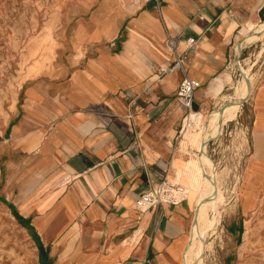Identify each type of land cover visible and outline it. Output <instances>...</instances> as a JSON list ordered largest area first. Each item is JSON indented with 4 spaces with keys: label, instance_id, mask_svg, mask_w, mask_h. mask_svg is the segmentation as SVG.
<instances>
[{
    "label": "crops",
    "instance_id": "1",
    "mask_svg": "<svg viewBox=\"0 0 264 264\" xmlns=\"http://www.w3.org/2000/svg\"><path fill=\"white\" fill-rule=\"evenodd\" d=\"M141 2L92 0L69 9L53 69L19 87L4 130L3 193L41 243L43 264H181L197 200L136 207L163 179L184 186L179 172L191 157L192 144L182 143L187 109L176 98L183 74L159 73L174 62L169 34L183 32L177 50L187 75L201 83L192 112L207 115L231 99L224 96L232 94L239 56L261 72L250 112L243 115L242 104L206 146L226 161L217 152L234 132L230 125L250 123L254 160L264 168V31L245 40L250 23L264 22V0ZM251 194L246 189L243 197Z\"/></svg>",
    "mask_w": 264,
    "mask_h": 264
},
{
    "label": "rangeland",
    "instance_id": "2",
    "mask_svg": "<svg viewBox=\"0 0 264 264\" xmlns=\"http://www.w3.org/2000/svg\"><path fill=\"white\" fill-rule=\"evenodd\" d=\"M90 1L0 0V264L44 263L43 247H40L29 229L19 222L9 203L5 202L1 154L5 141L4 130L10 112L16 109L19 87L27 79L30 65L42 63L37 74L53 69L58 45L56 43L54 49L50 50L51 40L47 34L57 39L58 34L65 30L68 10L75 8L79 11V5ZM81 14L77 12L72 15L79 17ZM234 67H237L234 68L236 75L231 84L232 89L228 91L232 94L225 95L226 98L234 94L242 79L237 62ZM260 73L254 70L256 80ZM247 101L244 102L243 115L250 112L251 104ZM233 124L230 125L234 128L233 134L226 136L224 144L218 149L221 152H217V158L219 156L227 160L216 161L211 156L218 168L223 170L221 180L224 201L218 205L219 220L216 226L206 236L210 245L206 249L203 264H264V195L256 200L258 191L264 192V168L256 166L257 161L254 160V157L259 156V151L257 148L253 153L255 147L251 124H241L238 130ZM249 155L245 166L244 160ZM237 157L239 159L234 160ZM178 181L184 184L187 197L197 200L200 192L189 189L181 176ZM246 189L253 191L251 199L243 197ZM241 202L245 211L242 210ZM208 213L213 216L215 211L209 209ZM240 226L243 227L242 232Z\"/></svg>",
    "mask_w": 264,
    "mask_h": 264
},
{
    "label": "bare ground",
    "instance_id": "3",
    "mask_svg": "<svg viewBox=\"0 0 264 264\" xmlns=\"http://www.w3.org/2000/svg\"><path fill=\"white\" fill-rule=\"evenodd\" d=\"M141 3V0H132L134 6H140ZM250 28L254 29V31L246 35L245 40L248 42L258 39L259 33L264 31V22L258 27H255L254 23H250ZM47 37L51 40L49 48L53 50L54 45H56L55 38L50 33L47 34ZM241 47L242 43L238 47L239 51ZM237 66L241 72L242 79L236 86L234 94L230 96L231 99L229 101L231 102L225 106L224 110L215 109L206 116L202 112H191L184 120L182 129L184 141L182 143L183 145L191 143L193 147L188 148L190 149L191 157L186 164L185 170L179 172V176L188 184L189 189L197 190L200 193L197 197V208L189 231V239L181 255V264L204 263L206 249L210 245V243H207L206 236L219 220L217 215L219 213L218 205L219 202L224 201V187L221 180L223 170L218 168L216 161L207 152L205 141L211 136L216 137L222 133L224 124L236 118L241 108V102L249 98L254 91L256 79L252 72L253 64L244 65L239 60ZM41 67L42 63L40 62L30 65L26 78L39 73ZM222 86L223 81L220 77L213 80L212 89L216 93L221 90ZM203 142L204 146H202ZM194 147H197L200 152L195 150ZM209 209L215 211L213 216L209 215Z\"/></svg>",
    "mask_w": 264,
    "mask_h": 264
},
{
    "label": "built area",
    "instance_id": "4",
    "mask_svg": "<svg viewBox=\"0 0 264 264\" xmlns=\"http://www.w3.org/2000/svg\"><path fill=\"white\" fill-rule=\"evenodd\" d=\"M149 1V0H146ZM183 32L176 35L169 34L166 39L167 48L174 55V62L169 66L159 67L160 74H172L176 70H180L183 74L181 82L176 91V98L187 109L188 116L192 112V103L194 100L195 91L200 88L201 83L187 75L184 57L177 50L178 39ZM187 44L193 47L196 43L194 37H187ZM200 152V151H199ZM185 186L167 179L161 180L155 186L142 193L136 201V207L140 212H144L150 208L157 207L163 203L177 204L187 197Z\"/></svg>",
    "mask_w": 264,
    "mask_h": 264
},
{
    "label": "trees",
    "instance_id": "5",
    "mask_svg": "<svg viewBox=\"0 0 264 264\" xmlns=\"http://www.w3.org/2000/svg\"><path fill=\"white\" fill-rule=\"evenodd\" d=\"M5 202H7V201H5ZM7 203H8V202H7ZM13 213H14V215L18 218L19 222H20L23 226L27 227V228L29 229V231L32 233V228H31V226L28 224V222H27L22 216H20L15 210H14ZM242 231H243V227L240 226V232H242ZM39 245H40V247L42 248L41 243H39Z\"/></svg>",
    "mask_w": 264,
    "mask_h": 264
},
{
    "label": "water",
    "instance_id": "6",
    "mask_svg": "<svg viewBox=\"0 0 264 264\" xmlns=\"http://www.w3.org/2000/svg\"><path fill=\"white\" fill-rule=\"evenodd\" d=\"M239 60H240V56L238 57V60H237L238 63H239ZM245 101H247V99L243 100V101L241 102V105L244 104ZM229 102H231V101H228L227 103L223 104V105L220 107V110H221V111L224 110L225 106H226ZM208 142H209V140H206V141H205L206 144H207ZM202 146H204V142L202 143Z\"/></svg>",
    "mask_w": 264,
    "mask_h": 264
}]
</instances>
